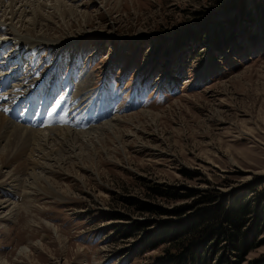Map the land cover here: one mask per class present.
I'll return each instance as SVG.
<instances>
[{"label":"rangeland","instance_id":"1","mask_svg":"<svg viewBox=\"0 0 264 264\" xmlns=\"http://www.w3.org/2000/svg\"><path fill=\"white\" fill-rule=\"evenodd\" d=\"M0 14L20 36L79 47L97 74L133 81L123 100L142 92L85 129L0 142V264H156L166 243L138 245L198 217L203 193L264 209V0H0ZM8 122L10 135L19 123ZM70 133L75 149L60 137ZM253 235L243 257L226 253L232 264H264V219Z\"/></svg>","mask_w":264,"mask_h":264},{"label":"trees","instance_id":"2","mask_svg":"<svg viewBox=\"0 0 264 264\" xmlns=\"http://www.w3.org/2000/svg\"><path fill=\"white\" fill-rule=\"evenodd\" d=\"M224 38H228V34ZM151 187L152 191L159 192L161 195L173 193L163 190L162 187ZM190 192L187 193H191ZM198 201L204 204L199 210L200 215L189 220H176L170 227H161L157 232L154 231L141 242L137 247V252H145L157 247L160 243H166L164 254L155 257L156 264H211L210 256L223 253L219 264H232L226 253H235L238 257H243L254 243V229L261 226L264 219V209L257 213L250 210V204L244 198H231L220 196L218 191L212 190L203 193ZM144 209H152L148 203L138 201ZM162 209L160 206H154ZM181 207H176L180 209ZM154 211V210H153ZM251 212L253 217H251ZM253 221V222H252ZM145 224L138 226L142 229L149 225L148 220ZM252 222V224H251ZM249 224L250 231L244 230ZM253 225V227H252ZM246 232V233H245ZM210 253V256L208 257ZM208 254V255H207ZM219 255V254H218ZM241 260L237 259L236 264Z\"/></svg>","mask_w":264,"mask_h":264},{"label":"bare ground","instance_id":"3","mask_svg":"<svg viewBox=\"0 0 264 264\" xmlns=\"http://www.w3.org/2000/svg\"><path fill=\"white\" fill-rule=\"evenodd\" d=\"M0 24L1 25H3L4 26V33H5V36L7 37V38H10V39H14L16 42H20V43H25V44H30V46L31 45H34V44H38V43H46V44H52L53 42L51 41V40H49V39H46V38H48V37H45V36H42V37H38L37 39H31V38H28V37H22V36H20L19 35V32L17 31V29H15L12 25H8L6 22H5V18H4V16H2V14H0ZM1 101H2V103H5L8 99L7 98H1L0 99ZM4 117L6 118V121L4 120ZM7 121H9V122H15L14 120H12L10 117H8L5 113H4V110H2L1 111V109H0V123H1V126H0V142H3V143H6V142H4L5 141V139H8V142H9V139H10V142H11V138H14V133L16 132L17 134H18V132L20 131V133H21V140H19L20 142L23 140L22 138H24V135H27V136H30V135H34V138H33V141H36V139H37V134H38V132L39 131H41L42 133L45 131V129L48 127V126H43V127H37V128H33V127H29V126H27V125H24V124H22V123H19V125L18 126H14L13 127V129H12V127H10L11 129H12V131H11V134L10 135H8V133H10V131L7 133V132H3L2 130H4L5 131V129H4V122H7ZM8 122V123H9ZM16 123V122H15ZM9 125V124H8ZM16 125V124H15ZM5 126H6V124H5ZM12 126V125H11ZM24 128H26V129H28L29 130V134H26V131L23 129V127ZM111 126V125H110ZM6 128V127H5ZM14 128H15V130H14ZM110 128V127H109ZM10 130V129H9ZM19 130V131H18ZM34 130H37L36 132H30V131H34ZM70 129H66V128H63V129H59V130H52V131H54V133L53 134H55V133H66V132H68ZM15 131V132H14ZM7 133V134H6ZM15 133V134H16ZM30 133H33V134H30ZM83 135H82V137H84L85 135H89L90 133H82ZM20 135V134H19ZM48 136H49V134H48ZM69 136H71V133L69 134ZM61 138H64V139H61V140H65V143L67 144V145H69L70 147L72 146L74 149H75V147H76V139H77V136L76 135H72L71 137H67V135H62V136H60ZM28 138V137H27ZM17 139V138H16ZM30 139V138H29ZM14 140V139H13ZM25 140H27V139H25ZM41 140V138H39V140H37V141H40ZM17 141V140H16ZM14 142V141H13ZM18 142V141H17ZM20 142H18V143H20ZM25 142V141H24ZM60 142V141H59ZM64 142V141H63ZM12 143V142H11ZM18 143H16L15 144V142L12 144V146H16ZM27 144V143H26ZM6 145V144H5ZM19 145V144H18ZM27 147H29V146H27ZM68 147V146H67ZM3 148V147H2ZM14 148V147H13ZM12 148V149H13ZM16 148V147H15ZM19 148V147H18ZM17 149V148H16ZM13 150V151H17V150ZM29 149H31V148H29ZM72 149V148H71ZM2 150V149H1ZM67 150V149H66ZM12 151V152H13ZM7 152H9V150H8V146H7V148H5L4 147V149H3V152L1 151L0 152V160L2 161V158H4L3 156L4 155H6V153ZM42 153V152H41ZM51 153H53V151L51 150ZM43 154V153H42ZM55 154V153H54ZM51 155V154H50ZM77 155V154H76ZM9 156V155H8ZM18 157V156H17ZM16 159V158H15ZM18 159H19V157H18ZM60 159V158H59ZM62 159V158H61ZM5 161V160H4ZM15 160H13L12 162H14ZM49 161V160H48ZM65 161V159L63 158L62 159V161L61 162H64ZM3 166H4V164H3ZM33 174V173H32ZM34 176V180L36 181V183H37V181H38V179L36 178V176L35 175H33ZM40 179H43V177L41 176V178ZM45 180H46V178H44ZM38 186V185H37ZM49 186V185H48ZM46 188V190L47 191H51L50 190V186L49 187H45ZM48 188V189H47ZM45 190V189H44ZM52 192V191H51Z\"/></svg>","mask_w":264,"mask_h":264},{"label":"snow or ice","instance_id":"4","mask_svg":"<svg viewBox=\"0 0 264 264\" xmlns=\"http://www.w3.org/2000/svg\"><path fill=\"white\" fill-rule=\"evenodd\" d=\"M0 39H2V37H0ZM4 111H5V112H7V111H8V109H7V108H5V109H4ZM52 111H55V108H53V109H52ZM51 114H52V112L50 111V112L48 113V115H51Z\"/></svg>","mask_w":264,"mask_h":264}]
</instances>
